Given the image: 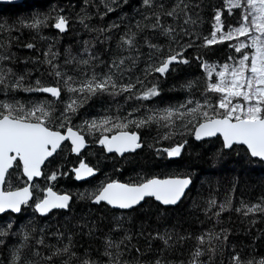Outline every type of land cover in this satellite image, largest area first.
Here are the masks:
<instances>
[{
  "label": "trees",
  "instance_id": "trees-1",
  "mask_svg": "<svg viewBox=\"0 0 264 264\" xmlns=\"http://www.w3.org/2000/svg\"><path fill=\"white\" fill-rule=\"evenodd\" d=\"M153 2L155 5H164V9L157 7L155 11H164L170 10L178 0ZM106 3L111 5L112 11H107ZM185 3L189 6L187 15L196 21L195 24H185L186 17L183 13L178 18L162 17L165 25L175 29L173 35L176 41L159 30L145 27L154 23L155 17L151 16L153 9L145 7L143 0H89L88 4L84 0H24L17 5H0V57H8L0 60V71L6 73L11 69L15 75L8 76L10 81L24 75L27 77L26 83H34L35 79H40L46 84H54V75H49L52 67L45 63V53L50 48L52 53H57L53 63L58 66V70L77 79H82L85 72L91 75L93 69L97 73L106 72L113 60L129 55L138 56L135 66L122 77L123 82L127 83L129 78H143V70L150 62V53L153 61H156L173 54L170 49L177 50L181 45L192 42L193 46L184 52L190 63L174 64L165 76L155 73V80L153 76H149L145 81L149 87L150 81L158 83L159 96L137 100L128 99L127 93L115 97L98 95L79 109L72 117V124L80 125L82 121L104 115L123 119L134 109L136 111L129 119L146 118L152 114V110L177 107L189 99L203 102L206 73L201 67V61L195 57L201 56L204 62L221 66L233 63L228 59L229 56L237 59L240 57L241 54L229 47L234 41L202 47L204 38L213 31L216 11L223 10L221 18L227 30L229 26L237 25L239 10H233V14L229 15L224 9L225 0H185ZM85 12L90 17L85 20L89 28L79 23V17ZM46 14H50L49 25L54 24L57 15L66 16L69 19L68 30L60 33L48 26L37 32L20 23L30 22L32 17ZM146 15L150 19H144ZM112 24L118 27L103 34L89 30L106 28ZM129 29L136 33V48L133 50H127L121 43V37ZM145 41L157 45L160 51L150 49ZM27 44L35 47L27 48ZM86 47L88 52L85 51ZM89 52L94 53L97 59L92 60L88 66L76 62L65 63L69 53L78 59H88ZM51 58V55L47 57ZM126 63L131 64L130 61ZM190 81L194 85L191 89L187 87ZM137 90H141L140 85H137ZM67 97L68 93H62L63 100H67ZM207 97L213 104L219 98L213 93H207ZM52 99L43 93H0V100L20 101L26 106ZM63 107V103H57L53 116L58 117ZM187 119L188 117L185 120L176 119L171 127H164L162 121L140 128L130 125L127 131L139 134L142 147L124 156L107 154L98 143L99 132L85 136L87 146L79 155L71 151L68 142L63 143L57 154L46 161L42 168L45 174L33 183L38 185L34 189L36 196H42L46 186H52L60 194H71L69 209L54 210L39 217L34 210L33 201H30L29 206H22L19 215L8 213L0 216V226L12 223L14 233L5 237L4 244L0 245V264H9L12 249L23 241L22 231L30 232L22 256L25 261H32L33 264H50L42 257L51 255L56 248L64 247L69 237L75 245L72 250L78 252L81 258H91L100 264L108 259L102 255L106 238L110 237L118 242L126 235L131 240H124L119 249L122 255L118 258L122 262L154 264L163 255L167 262L180 264V261L187 262L191 259V253L197 246L196 237L206 232L221 234L220 241H211L216 247L213 264H231V257L236 253L244 260L264 258V213L244 215L235 210L241 208L242 203L254 205L264 197V164L252 159L243 147L234 146L228 151L224 150L219 137L209 141L196 140L192 126L189 125L187 129L184 127ZM58 124V119H52L51 126L56 127ZM59 130L63 132L65 129ZM111 134L107 133L109 136ZM165 135L169 138L163 139ZM184 141L187 143L179 157L169 158L166 152L157 151ZM82 160L96 170V175L90 180L76 183L72 169L79 167ZM10 172L12 176L8 184L11 188L23 187L26 180L21 174V168H14ZM52 172L59 173L55 181L46 179ZM169 177L191 179L190 189L182 201L172 208L162 207L147 199L138 207L117 211L102 203L92 204L87 198L110 181L139 183L146 179ZM228 199H231L230 210L224 211L217 218L213 213ZM210 200H215L217 207L209 211ZM33 229L35 230L32 231ZM165 233L172 236L169 242L171 247L166 248L163 241L155 238L157 234ZM224 234H227V240L223 239ZM181 236L191 238L180 240ZM41 238L44 245H37L36 241ZM204 247L207 249L209 244L206 243ZM36 250L39 251V256L33 255ZM112 251L115 256L118 250L113 248ZM209 255L211 254L201 259L208 260ZM65 259L66 256L54 257L53 264H62ZM73 264L79 262L73 261Z\"/></svg>",
  "mask_w": 264,
  "mask_h": 264
},
{
  "label": "snow or ice",
  "instance_id": "snow-or-ice-1",
  "mask_svg": "<svg viewBox=\"0 0 264 264\" xmlns=\"http://www.w3.org/2000/svg\"><path fill=\"white\" fill-rule=\"evenodd\" d=\"M85 4L89 0H84ZM143 5L153 9L151 16L155 17V22L145 25L152 30H159L162 34L169 36L173 41L176 37L173 35L175 29L170 25L162 22V17L178 18L181 13L185 15V24H195L196 21L187 15L188 4L185 0H178L170 10L155 11L159 7L164 9V5H155L153 0H143ZM107 11H112L110 4L106 3ZM224 9L229 15L233 10H239V20L237 25L229 26L225 30L222 21L223 10H217L214 16L215 23L210 36L204 38L202 47H209L218 43L232 42L229 47L233 48L236 53L241 54L237 59L235 56H229L233 63H224L221 65L210 64L203 61L201 56L195 59L201 61V67L206 73V86L204 89L205 99L203 102L189 99L185 104L177 107H169L162 110H152V114L146 118L129 119L134 114L129 112L128 117L123 119L104 115L103 117L82 121L80 125L72 124V117L78 113L79 109L90 100L98 95L118 96L125 93L128 99L149 100L160 95L159 85L156 82H149V87L145 81L149 76L159 73L165 76L170 66L176 64H188L190 61L184 56V52L193 46L192 42L181 45L177 50H171L170 54L162 59L153 61L152 54H149V63L143 70V78L136 77L135 80L129 78L127 83L122 80L126 72L131 71L135 66L138 56L129 55L113 60L108 66L106 72L97 73L93 69L91 75L84 73L82 79H77L67 73L58 70V66L53 63L57 53H52L51 48L45 53V63L52 67L49 75H54L56 83L46 84L40 79H35L34 83H26L27 77L24 75L17 76L14 80H8L9 75H15L11 69L5 73L0 71V93L7 95L9 92H27L43 93L52 97V100H44L26 106L20 101L0 100V214L6 212L20 213L22 206H29L33 201L35 212L41 216H46L54 209L68 210L72 200L71 194H60L53 190L52 186H46L42 196H36L34 189L38 185L34 184V178H39L45 173L42 166L45 162L57 154L58 149L64 141H70L71 151L79 155L87 146L86 135H93L99 132L98 143L102 145L107 152H115L123 155L126 152H134L142 147L140 136L135 131H127L130 125L136 128L143 127L147 124L164 122V127H171L176 119L185 120L184 127L189 125L194 129V137L201 140L206 137L221 136L223 139V148L232 149L234 145H244L249 151L251 157L264 161V0H225ZM107 14V13H105ZM90 17L85 12L79 17V23L85 28L89 26L85 20ZM103 18V17H102ZM50 14L43 16L37 15L30 19V22L21 21L23 27L39 32L42 28L52 26L64 33L68 30L69 19L63 15H57L55 22L49 25ZM144 19H150L146 15ZM118 27L112 24L106 28H90V31H96L103 34ZM140 22H137V28ZM185 34H188L185 31ZM87 43V42H86ZM121 43L126 46L127 50L136 48V33L129 29L121 37ZM147 47L160 51L159 47L149 41H145ZM178 43V42H177ZM27 48L35 47L33 44H27ZM247 50V51H246ZM88 52V48H85ZM51 55V59L47 57ZM8 57H0V60ZM97 59L94 53L89 52L88 59H78L69 53L65 63L76 62L79 65L88 66L92 60ZM130 61L131 64H127ZM213 75L215 81L213 82ZM137 85L141 90H137ZM193 82H189L187 87L191 89ZM68 93L67 100L62 99V93ZM207 93L218 95V100L213 104L207 97ZM63 103L64 107L58 117L53 116L55 105ZM191 105V107H189ZM52 119H58L59 124L56 127L51 126ZM59 129H65L61 132ZM115 130V131H114ZM112 133L111 136L107 133ZM165 135L163 139H168ZM187 141L176 144L173 147L157 149L158 152L167 153L169 158L179 157ZM14 168H22V175L26 177L23 187L11 188L8 184ZM75 173L76 180H83L95 175V169L83 160L79 167L72 169ZM58 172H52L47 175L46 179L55 181ZM191 183L189 177H176L168 179L151 178L139 183H119L108 182L100 187L97 191L88 195L95 204L106 202L108 205L118 209H132L139 205L145 197H154L164 205H175L185 194V189ZM6 185H8L6 187ZM81 198H84L83 196ZM217 207L215 200L209 201V211ZM219 210L213 215L217 218L224 211L230 210L231 199L226 200L218 206ZM237 212H243L244 215L250 213H264V197L254 205L242 203L241 208L235 209ZM211 218V217H210ZM12 223L6 226H0V245L4 244V238L12 234ZM33 229L32 231H34ZM23 241L18 247L12 249L9 264H33L32 261H25L22 256L26 242L30 238V232L22 231ZM62 235V234H58ZM163 241L164 245L171 247L169 243L172 236L168 233L164 235L157 234L155 237ZM191 237H179L180 240L190 239ZM221 240V234L206 232L196 237L197 246L191 253V259L187 262L180 261V264H213V256L216 252L215 245L211 244L212 240ZM227 240V234L223 235ZM124 240H131L130 236H125L123 240L113 241L110 237L105 240V249L102 255L108 257L107 261L100 264H129L127 261H121L118 257L122 255L119 251ZM37 245H44L43 238L36 241ZM208 243L209 247L205 249L204 245ZM75 245L71 237L68 243L62 248H56L51 255L44 256L42 259L53 264V258L66 256L67 259L62 264H73L78 261L79 264H98L91 258H81L78 252L72 249ZM118 251L113 254L112 249ZM139 252V249H137ZM209 255L208 260H202L201 257ZM33 255L39 256L38 250ZM87 256V253H85ZM136 264H140L139 261ZM154 264H171L167 262L163 255L159 256ZM231 264H264V258L259 260H244L239 253L231 257Z\"/></svg>",
  "mask_w": 264,
  "mask_h": 264
},
{
  "label": "water",
  "instance_id": "water-1",
  "mask_svg": "<svg viewBox=\"0 0 264 264\" xmlns=\"http://www.w3.org/2000/svg\"><path fill=\"white\" fill-rule=\"evenodd\" d=\"M24 0H0V5H17V4H20V3H22ZM174 64H176V63H174ZM173 64V65H174ZM172 66V65H171ZM158 75H160L159 73H157ZM66 130H64L63 132H65ZM62 132V133H63ZM216 137H219L220 139H221V142H222V145H223V139H222V137L221 136H219V135H217V136H215V137H206V138H204V139H201V140H199V141H209V140H212V139H214V138H216ZM65 142H68V144L70 145V147L72 148V145H71V143H70V141H64L63 143H65ZM62 143V144H63ZM234 146H240V147H243L246 151H247V153H248V155L251 157V155H250V153H249V151L247 150V148H246V146H244V145H234ZM233 146V147H234ZM86 148V147H85ZM84 148V149H85ZM84 149H82V151L84 150ZM104 150H105V152L107 153V154H116V155H118V156H124V155H126V154H130V153H133V152H126V153H124L123 155H120V154H117V153H115V152H112V153H109V152H107L106 151V149L104 148ZM137 150V149H136ZM135 150V151H136ZM224 150H226V151H228V150H230V149H224ZM81 151V152H82ZM51 158V157H50ZM49 158V159H50ZM174 158H176V157H174ZM252 159H255V160H258V161H260V162H262L263 164H264V161H261V160H259L258 158H253V157H251ZM46 163V162H45ZM44 167V165L42 166V168ZM21 174H22V168H21ZM95 175H96V173H95ZM95 175H93L92 177H88V178H86V179H83V180H76L75 179V173H74V180H75V182L76 183H81V182H85V181H87V180H90V179H92ZM23 176V175H22ZM25 178V180H26V177H24ZM40 178V177H39ZM39 178H34V180L35 179H39ZM169 178H176V177H169ZM181 178H184V177H181ZM163 179H168V178H163ZM190 187H191V183H190V185L188 186V188H186L185 189V194L187 193V191L190 189ZM185 194H184V196H185ZM184 196H182L181 197V200L177 203V204H175V205H164V204H162L160 201H157L154 197H145V199L144 200H147V199H151L153 202H155L156 204H158V205H160V206H162V207H165V208H172V207H175V206H177L181 201H182V199H183V197ZM144 200L143 201H141V203L139 204V205H137V206H135V207H138V206H140L143 202H144ZM91 203L92 204H95V203H93L92 201H91ZM102 204H105L106 206H108L110 209H112V210H117V211H127V210H130V209H118V208H114V207H112V206H110V205H108L106 202H101ZM95 205H99V204H95ZM134 207V208H135ZM133 209V208H132ZM54 210H64V209H54ZM53 210V211H54ZM8 213H10V214H13V215H15V216H17V215H19L20 213H12V212H6V213H3V214H0V216H2V215H5V214H8ZM36 214L39 216V217H44V216H41L39 213H37L36 212ZM49 214V213H48Z\"/></svg>",
  "mask_w": 264,
  "mask_h": 264
},
{
  "label": "flooded vegetation",
  "instance_id": "flooded-vegetation-1",
  "mask_svg": "<svg viewBox=\"0 0 264 264\" xmlns=\"http://www.w3.org/2000/svg\"><path fill=\"white\" fill-rule=\"evenodd\" d=\"M139 149V148H138ZM116 155V154H115ZM118 156V155H117ZM110 182H113V181H110ZM114 182H119V183H124V182H120V181H114ZM108 183V182H107ZM106 184V183H105Z\"/></svg>",
  "mask_w": 264,
  "mask_h": 264
}]
</instances>
